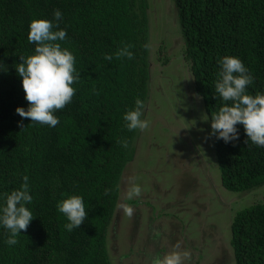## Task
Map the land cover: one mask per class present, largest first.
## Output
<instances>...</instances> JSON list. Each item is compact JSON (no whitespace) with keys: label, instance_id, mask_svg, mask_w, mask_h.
<instances>
[{"label":"trees","instance_id":"16d2710c","mask_svg":"<svg viewBox=\"0 0 264 264\" xmlns=\"http://www.w3.org/2000/svg\"><path fill=\"white\" fill-rule=\"evenodd\" d=\"M171 1L181 35L178 57L212 132V116L225 103L214 86L218 59L239 57L254 77L248 92H264V0ZM150 6L149 0H0V192L18 188L27 175L34 217L14 245L6 243L8 232L0 226V264H112L107 241L127 204L120 182L139 131L128 129L123 115L137 99L145 106L151 80L149 41L156 21ZM56 9L62 12L59 28L67 33L58 43L74 55L80 78L71 102L55 113L58 124L49 127L15 112L28 106L15 68L19 56L34 54L30 22L53 20ZM124 47L130 57L116 55ZM236 127L235 141L212 135L211 150L223 187L242 195L264 188V146L245 142L243 126ZM69 195L82 196L88 213L72 231L57 210ZM137 230L136 219L130 233ZM230 233L234 264H264V200L238 210Z\"/></svg>","mask_w":264,"mask_h":264},{"label":"rangeland","instance_id":"374dc122","mask_svg":"<svg viewBox=\"0 0 264 264\" xmlns=\"http://www.w3.org/2000/svg\"><path fill=\"white\" fill-rule=\"evenodd\" d=\"M149 2L156 21L150 28L151 80L142 115L149 123L138 128L134 159L120 182V199L127 204L110 228L108 255L112 264H151L173 252L179 264H234L231 220L238 210L264 200V188L240 195L221 184L203 100L178 57L181 35L173 3ZM136 219L139 230L131 234Z\"/></svg>","mask_w":264,"mask_h":264},{"label":"clouds","instance_id":"9594fccd","mask_svg":"<svg viewBox=\"0 0 264 264\" xmlns=\"http://www.w3.org/2000/svg\"><path fill=\"white\" fill-rule=\"evenodd\" d=\"M62 12L53 11V20L34 19L29 24L28 41L35 43L34 54L28 57L19 56L15 72L21 78L24 98L28 102L27 109L17 107L15 112L21 118H30L31 122L54 127L59 122L55 114L62 109L75 93L72 86L80 78L75 69V57L68 48L61 47L58 41L66 38V30L59 28ZM116 55L131 56L127 47L117 51ZM111 59V56H106ZM219 70L214 81L215 91L225 103L212 116L211 135L222 139L225 143L239 138L236 125H242L246 141L257 146H264V92L250 94L247 86L252 85L254 77L251 71L237 56H224L217 60ZM3 71V70H0ZM231 101V104L227 102ZM143 102L135 101V107L123 115L128 129H144L148 121L142 119ZM205 121L207 117L205 116ZM18 124H22L19 121ZM18 188L10 192H0V226L8 232L6 243L14 245L21 230H26L32 221L33 214L28 207L33 200L30 194L29 177L24 175ZM57 210L64 214L68 223L67 231L80 227L88 213L85 210L83 197L69 195L57 202ZM130 211V209H129ZM178 253H170L163 259L156 257L151 264H179Z\"/></svg>","mask_w":264,"mask_h":264}]
</instances>
